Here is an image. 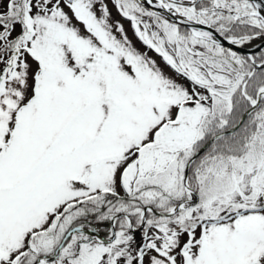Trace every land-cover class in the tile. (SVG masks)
Here are the masks:
<instances>
[{"label":"snow or ice","instance_id":"obj_1","mask_svg":"<svg viewBox=\"0 0 264 264\" xmlns=\"http://www.w3.org/2000/svg\"><path fill=\"white\" fill-rule=\"evenodd\" d=\"M0 264H264V0H0Z\"/></svg>","mask_w":264,"mask_h":264},{"label":"rangeland","instance_id":"obj_2","mask_svg":"<svg viewBox=\"0 0 264 264\" xmlns=\"http://www.w3.org/2000/svg\"><path fill=\"white\" fill-rule=\"evenodd\" d=\"M112 11H113V19L121 20V23L124 24V27H125V29L127 30L129 37L133 40V44L135 45V47H136L137 49H139L141 52H144L145 49L143 48V46H142V45H141V44L135 39V37L133 36V34H132V29H131V26H130L129 22L126 21V20H122V19L116 14L115 9H113ZM149 55H153V54H152V53H149ZM154 58H156V57H154ZM157 59H158V58H157ZM162 67H163V65H162ZM165 71L168 72V69H165Z\"/></svg>","mask_w":264,"mask_h":264}]
</instances>
